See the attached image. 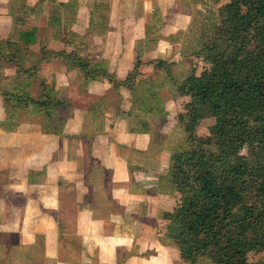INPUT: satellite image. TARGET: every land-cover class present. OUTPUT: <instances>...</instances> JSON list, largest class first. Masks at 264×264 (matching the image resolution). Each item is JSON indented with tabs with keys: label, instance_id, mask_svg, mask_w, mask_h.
Segmentation results:
<instances>
[{
	"label": "rangeland",
	"instance_id": "1",
	"mask_svg": "<svg viewBox=\"0 0 264 264\" xmlns=\"http://www.w3.org/2000/svg\"><path fill=\"white\" fill-rule=\"evenodd\" d=\"M71 1L63 5L57 0H0V38L9 34L8 40L16 39L20 31L37 29L38 43L30 48L31 50H25V53L23 51L17 53L20 62L29 58L25 62L26 66L22 64L24 69H33L31 72L33 78L30 79L28 75L24 77V79L28 78L24 81V87L28 90V95L33 98H36L41 92L45 81L52 85L45 86L54 91L53 85L56 79H52V75H56V72L61 70L64 81L66 78L64 86L69 84L72 87L70 86L71 89L64 93L54 91V96L55 99L70 103V117L75 108L79 111L84 110L79 123L80 133L92 131L90 134H98L108 129L112 132L127 130L131 134L147 135L151 137L155 147L150 152H156V154L149 160L150 162H146V165L153 166L155 170L150 173L152 175L147 178L148 180L143 175L137 176V181L134 182L136 185H129V189L133 187L134 191L132 192L142 198L135 202L126 201L127 207L122 208L123 213L120 217L110 218V215L102 214L92 220L89 219L88 222L86 219L79 218L74 219L73 224L70 220L59 224L55 213L43 211L40 207L38 209L37 205L30 210L28 220L30 223L33 222L32 226L37 227L39 226L37 215L47 214L42 225L48 230L53 227L52 225H55L62 234L69 236L63 237L67 247L64 258L68 256V261L71 257L74 264H85L87 254H91L93 257L92 253H87L86 249L91 251V247H97L100 237L106 242L105 247H107L109 256L105 261L106 264H115L113 260L115 243L134 244L135 247L130 250L119 248L117 251L119 259L125 255L134 254L132 255L134 257L132 264H150L151 261L149 262L148 259H152L153 253L161 264H189L180 258L176 244L166 232L169 215L187 195L185 189L175 184L171 172L172 158L189 149L185 124L178 121L179 115L186 113L187 100L179 96L171 78L182 81L191 74L199 75L207 67L202 57L197 53L211 40L212 34H214V32L212 33L213 25H218L220 21L218 10L224 2L220 0H120L125 1L123 9L125 15L128 16V21L136 23L138 21V24L127 23V27L125 24L122 26L124 31L126 29L128 50L121 52L123 56H114L115 62L113 63L104 56L103 47H96L90 45L91 42L88 43L89 37L95 33L114 32L118 28L116 23L111 24V20L108 24H102L101 19L108 10L95 9L91 12L94 15L95 12H98V17H93L92 14L89 17V25L82 26L81 23L77 25V22L84 20L78 19L80 17L79 4H76V1ZM78 1L82 3L80 5L82 8H89L86 2L89 5L92 3V0ZM143 2H149V4L144 6ZM108 13L113 21H115L114 17H118L115 9L109 10ZM129 14L132 15L133 20H129L131 17ZM82 15L84 16L83 13ZM87 19L86 17L85 21ZM79 57L100 73L101 77L98 80L102 79L107 82L104 94L92 96L88 90V82L84 81L82 73L79 71L70 72L71 69H77L74 66V61ZM157 59H164L165 64L162 69L146 66L152 60L158 61ZM172 60L175 62L169 63ZM139 61L144 69L143 72L141 70L143 75L138 72L130 89L122 87L121 81L129 73H133V69ZM120 62H122L121 66H119ZM0 67H4L0 68L1 101L2 90L9 89L13 85L20 86V83L17 84L10 80L12 71L9 63H2ZM11 67L14 69L12 65ZM146 71L149 74L144 77L147 74ZM60 76L61 74L59 78ZM61 82L63 83V78H61ZM70 98H73L72 102H70ZM123 105H126V109H123ZM3 106L4 104L0 107V181L2 179L7 184L5 187H10L15 191L14 193L21 194L23 191H21L20 183H24L21 179L27 177L35 179L38 171L22 172V169L32 156V138L38 134L46 136L45 126H48L51 131H56V133L51 132L50 136H46L52 149V155L47 158H44L43 154L41 155L47 161V170H54L52 166L59 162L62 164V174L65 178L80 179L84 175L83 163L88 161L85 157L86 153H89L90 149L92 150L93 137L86 136L88 139L84 138L82 144L80 143L82 137L60 136V130L55 129L50 122L45 123L44 117L32 112L29 107L13 104L5 109ZM212 124L213 119L203 120L196 129L197 136L208 137V129ZM39 125L41 129H39ZM71 132H75V128ZM103 140L107 141L104 138L101 141L100 138L98 139L101 143ZM27 146L29 153L26 151ZM93 149L96 153L88 154V158L94 160V155H98L102 161L104 154L98 152L94 147ZM75 150H79L80 154L77 152L76 156ZM243 153L246 154L245 151ZM70 157L78 163L71 172L70 168L64 169V165L67 166L70 163ZM146 158L142 159L143 164ZM43 159L39 158L41 161ZM128 168L135 167L130 164ZM43 170H46V166L42 167L39 173ZM48 176L50 177V174ZM91 177L107 179L110 174L106 172L104 175L96 170V173ZM31 185L33 187L34 184ZM119 188L128 190L126 185ZM31 194L35 195L34 192ZM142 203H145L146 206ZM10 206H13L12 208L17 212L12 216H16L17 222H21L22 216L25 215L21 212L22 204H14L10 201ZM26 206L27 204H25V208ZM10 213L6 214L3 220L11 221ZM27 217L26 215V221ZM98 220L101 222L100 229H97L99 226L94 223ZM75 225L78 228L75 229ZM78 235H81L82 238ZM114 235H116L115 241H113ZM97 250L95 251L96 257ZM248 252V261L264 264V252L257 255L251 250ZM30 256L33 263H39L41 259L39 250L33 251ZM95 262L103 264V261H98L97 258ZM91 263H94L93 260ZM196 264L213 263L209 259L201 257Z\"/></svg>",
	"mask_w": 264,
	"mask_h": 264
},
{
	"label": "trees",
	"instance_id": "2",
	"mask_svg": "<svg viewBox=\"0 0 264 264\" xmlns=\"http://www.w3.org/2000/svg\"><path fill=\"white\" fill-rule=\"evenodd\" d=\"M220 1L219 24L197 53L207 67L182 81L171 78L187 100L178 121L185 124L189 149L172 158L175 184L187 195L169 215L166 232L189 264L201 257L213 264H260L247 257L249 250L264 252V0ZM36 32L20 31L19 42L35 45ZM12 44L0 42V64L12 65L16 80L33 78V69H24L11 53ZM76 59L74 66L86 81L98 78L87 61ZM152 63L155 69L165 64ZM139 66L122 86H133ZM1 96L5 109L29 107L60 132L71 115L70 103L56 100L45 84L36 98L26 88L4 89ZM205 119H213L209 136L198 137L196 129Z\"/></svg>",
	"mask_w": 264,
	"mask_h": 264
},
{
	"label": "crops",
	"instance_id": "3",
	"mask_svg": "<svg viewBox=\"0 0 264 264\" xmlns=\"http://www.w3.org/2000/svg\"><path fill=\"white\" fill-rule=\"evenodd\" d=\"M57 1L64 5L71 0H57ZM72 1H76V4H79L80 17L78 19L84 20L83 22H79V23L77 22V25H79L80 23L82 24V26L89 25L90 24L89 17L90 15L93 14L91 11L95 9H103L104 11L108 10V12L111 9L117 10L118 17H114L115 21H113V18H110L108 12H106L105 16L101 19L103 25L108 24L109 20H111L112 22L111 24L116 23V27H118L115 30L117 35H115L116 34L115 31L114 32L108 31L107 33L102 31L101 33H95V35L90 36L88 39V43L90 44L91 42L90 45L96 47L97 46L103 47L102 51L104 53V56L110 62L113 63L115 62L113 60L114 56L116 57L123 56L121 52L127 51L128 45L125 34L126 29L124 31L122 26L124 24L126 25V27L128 24L131 25L138 24V21L137 23L134 21H128V16L125 15V10L123 9L124 6L123 3L126 0L125 1L92 0L91 5H89L86 2L89 8L87 7L82 8L80 6L82 5V3H79L78 0H72ZM143 3L144 6L145 4L146 5L149 4V2H143ZM82 13L84 14V16L82 15ZM98 14H99L98 12H95V15L93 14V17L94 16L98 17L99 16ZM129 16H131L129 17V20H133L132 15L129 14ZM86 17L88 19L85 21ZM2 27L4 28L3 25ZM8 36L9 34H6L5 37L0 38V42L2 41L6 42V40L9 39ZM18 36H16V39L13 38L8 40L9 42L15 44L10 49L11 53L15 57H18L17 53H19V51H23V53H25V50L27 49L31 50L30 48H33L38 43L37 42L35 45L25 47L23 46V44L19 42ZM27 59L29 60V58ZM163 60L164 59H161V61ZM26 61L22 62L24 66L27 65L25 64ZM152 62L153 60L150 61V63H148V65L146 66L150 65L151 68H154L152 66L154 65L152 64ZM174 62L175 60L169 61V63H174ZM121 65L122 62L119 63V66ZM9 66H10V70L12 71V76H10V80H12L14 83L17 84L20 83V86L18 85L17 87H15L13 85L10 88H25L24 87L25 82L23 80H16L14 78L15 71L10 64ZM0 68H4V67H0ZM6 68L8 69V67ZM141 70L142 72L144 71V69H142L140 62L138 72L142 74ZM73 71L77 72L79 70L75 68L70 70V72ZM146 72L147 74L144 75V77H146L149 74L148 71ZM56 73H57L56 75L54 76L52 75V79L53 78L56 79L53 85L54 91L56 93L57 92L64 93V91L70 90L71 85L68 84L64 86V84H66V78L64 81V76L62 71L59 70V72ZM60 74L62 77L60 76L59 78ZM100 77L101 76H99L98 78ZM126 77L127 76H125V78ZM61 78H63V83L61 82ZM98 78L89 81L84 80L88 82L87 84V86L89 87L88 90H90L92 96H100L101 94H104V91L106 90L107 82H104L102 79L98 80ZM45 85H47L48 87L49 85L52 86L51 83L48 81H45ZM87 94L90 95V93ZM70 99H71L70 102H72L73 98ZM56 100L59 99L56 98ZM3 104L4 101L2 98L0 101V107H2ZM123 109H126V105H123ZM83 114H84L83 109L82 111L81 110L79 111L78 109L75 108L73 115L66 120L65 125L63 126V130H61V135L59 134L60 136L69 135L67 137H72L73 135L82 137V139L80 140V143L82 144H83L82 140L84 138L86 139H88V137L94 138V144H92V150L90 149V152L86 153L85 159H87L88 161L83 163L84 175L80 179L65 178L62 174V168H63L62 164H60L59 162H56L52 166L54 167V170L53 169L47 170L48 167L46 165L47 161L44 160L43 156L41 155L43 154L44 158H47L49 155H52V151H51L52 149L48 143V139L46 138V136L47 137L50 136L49 133H46V136L45 134H38L32 138V142H31L32 156L30 158V161L26 164V166H23L24 168L22 169V172H26L30 170L31 173L33 171H38V174L35 175V179H30L31 177L21 179L24 182V183H20L21 184L20 188L21 191H23V193L21 194L14 193L15 191L10 189V187H5L7 186V184L1 179L0 181V192H1L0 194V218H1L0 219L1 222L0 223V264H47V263L74 264L75 263L74 261H72L71 257L70 260L68 261H67L68 256L64 258V252L66 251L67 247L63 240V237L64 236L69 237V236L62 234L61 230L56 228L55 225H52L53 227L50 230H48V228L46 227L44 228V225H42V222L45 221L47 214L37 215L38 223H39V226L37 227H34L35 225L32 226L33 222L30 223V221L28 220L31 213L30 210L37 207V205H38V209L41 208V210L43 211L49 213L50 212L55 213L56 218H58L59 224L62 222H66L68 220H70V222L73 224L74 219H79V218L86 219V222H88L89 219L92 220V218L102 216V214L103 215L108 214L110 215V218H115L117 216L120 217L121 214L123 213L122 208L127 207V205L125 204L126 201L135 202L137 201V199L141 200L142 196H137L134 192H132L134 191V188L132 187L129 189V185L131 184L132 186L133 184L136 185L134 182L137 181V176L143 175L144 178L146 179L150 178L149 176L152 175L150 173H152V171L155 170L153 166L146 165V162L151 160L153 158V155L156 154V152H150L153 151V149L155 148L152 144L153 141H151V137H148L147 135L144 134H140V135L131 134L127 130L125 132H112V130L110 131L106 129L103 130L102 132H99L100 134L99 133L90 134L92 131H88V132L85 131L83 132L84 134L80 133L79 123L81 121V117H83ZM119 124L120 122L118 123V125ZM74 128H75V132H71V130H73ZM39 129H41L40 125H39ZM54 137L57 138L56 136ZM99 138L100 141L101 139L104 138L107 139L108 142L103 140V142L101 143L98 141ZM93 147L98 152L100 153L102 152L104 154V158L102 161L98 155L97 156L94 155V160H92V158L90 159L88 158V154L91 153V155H93V153H96ZM28 148L29 147L27 146L26 151H28ZM121 149L122 151H120ZM77 152L78 154H80L79 150L78 151L75 150L76 156H77ZM145 157L147 158L143 164L142 159H144ZM39 158L43 159V161L39 160ZM73 160L74 159L70 157V163H68L67 166L64 165V169H66L67 167L70 168V172L73 171L74 166H77L78 164L77 161H73ZM130 164H132L133 167L135 168H131V169L128 168ZM45 166H46V170H43L44 172L42 171L39 173V170H41L42 167ZM96 170H98V172L104 173V175L107 172L110 174V177L107 179H105L104 177L92 178L91 176H93L96 173ZM65 173L68 172L65 171ZM49 174L50 177L48 176ZM31 184H34L33 187H31L32 186ZM8 185L10 186L11 184ZM124 185H126L128 190L126 188L125 189L119 188ZM9 190H11L12 192ZM32 192H34L35 195H32L31 194ZM27 200L29 201L28 203ZM10 201H12L14 204L15 203L22 204L21 212L25 213V215L22 216L23 219L21 222H17L16 220L17 217L12 216L13 213L17 214V212L12 208L13 206H10ZM25 204H27L26 208H25ZM142 205L146 206L145 203H142ZM8 213L11 214V221L3 220L5 219V215ZM26 215L28 216L27 221L25 219ZM94 223L99 226V228L97 229H100L101 226L100 220L94 221ZM74 228L76 229L78 227L75 225ZM78 236L82 238L81 235ZM115 238L116 235H114L113 241H115ZM99 241L100 243L97 244V247L95 248L91 247V251H89L90 249H86L87 253L88 252L92 253L93 257H91V254H87L86 256L87 262L85 264H92L91 263L92 260L94 262L93 264H96L95 262L96 258L98 261H103V264H106L105 261L106 259L109 258L108 251L106 250L107 247H105L106 242H104L105 239H102L101 237L99 238ZM114 246L115 247L113 252V260L115 261V264H132V259L134 258L132 255L134 254L125 255L124 257H121L119 259L118 257L119 253H117V251L119 248H122L123 250L124 249L130 250L135 247L134 244L124 245L120 243H115ZM95 249L97 250V257L95 255V251H96ZM36 250H39L41 255V259L39 260V263H35V262L33 263L32 257L30 256V254ZM3 251H5L6 253L5 254L2 253ZM151 257L152 259H148L149 262L151 261L150 264L153 263L161 264L160 262H158V259L155 258L154 253L152 254Z\"/></svg>",
	"mask_w": 264,
	"mask_h": 264
}]
</instances>
